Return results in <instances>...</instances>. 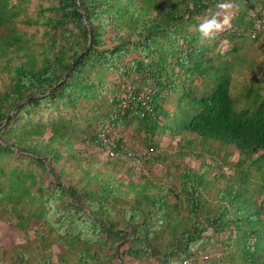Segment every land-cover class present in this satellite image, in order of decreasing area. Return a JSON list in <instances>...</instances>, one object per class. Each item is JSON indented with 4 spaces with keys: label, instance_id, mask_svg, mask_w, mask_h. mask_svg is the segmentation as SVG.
Returning a JSON list of instances; mask_svg holds the SVG:
<instances>
[{
    "label": "trees",
    "instance_id": "1",
    "mask_svg": "<svg viewBox=\"0 0 264 264\" xmlns=\"http://www.w3.org/2000/svg\"><path fill=\"white\" fill-rule=\"evenodd\" d=\"M48 1L44 6L38 0L31 17L30 0H0V75L8 77L0 88V124L6 119L0 126V209L15 216L24 232L32 220L47 231L20 245L9 264H54L51 243L64 249L57 264H72L70 258L75 264H106L110 256L117 261V252L102 255L117 244L141 264H177L184 257L211 264L205 250L212 243L227 252L220 264H264V197L258 196L264 194V93L244 84L233 96L232 64L215 52L214 36L198 31L218 13V3L230 2L235 33L225 36L249 38L246 30L264 0ZM19 25L42 28L36 47ZM113 74L117 79L110 81ZM134 75L149 83L138 85ZM244 91L247 102L237 108ZM97 99L103 106L98 124L87 141L80 140L86 148L91 141L105 161L77 150L78 136L68 132L77 126L81 105ZM70 107L74 113L67 118L63 110ZM106 123L115 130L134 125L151 155L155 137L165 133L191 132L231 145L238 159L221 161L234 173L210 176L213 161L201 160L196 170L171 161L162 182L163 176L145 172L149 156L141 158L140 169L128 165L133 145L126 137L115 141V155H107L97 138ZM20 157L35 166L24 167ZM122 166L126 183L115 175ZM213 186L214 203L204 197ZM222 233L226 239L215 238ZM29 248L36 257L29 258Z\"/></svg>",
    "mask_w": 264,
    "mask_h": 264
},
{
    "label": "rangeland",
    "instance_id": "2",
    "mask_svg": "<svg viewBox=\"0 0 264 264\" xmlns=\"http://www.w3.org/2000/svg\"><path fill=\"white\" fill-rule=\"evenodd\" d=\"M15 1V0H14ZM38 0H30V3L27 5L26 13L31 17L37 16V2ZM41 4L44 6L49 4L48 0H41ZM47 14V12H45ZM225 11L220 9L218 13L214 16L218 20H222L223 16L225 15ZM228 15L231 17L233 16L232 10H228ZM212 19V18H211ZM203 22V21H202ZM201 22V23H202ZM19 27L26 28L28 34H32V44L36 47V42L42 39L41 27H25L24 25H19ZM227 28V27H226ZM223 33L216 32L214 36V40L216 42L215 52H220L223 58L229 59L230 63L232 64L231 68V92L233 96L238 94L239 90L241 89L242 85L246 84L248 86L254 85L255 87L260 88V93H264V34L260 35L259 40L250 41L248 38H237L235 36H231V32L227 33V37L225 35L221 36ZM236 53H230L233 48H236ZM251 75L255 76V81H251ZM117 75L110 76L108 79L110 81H115ZM134 80L138 81V85L142 82V85L149 83L148 81L141 79L140 76L134 75L132 77ZM8 81V77L5 74L0 75V88H4V83ZM252 82V83H251ZM123 84V81L120 82V85ZM196 84L198 85L199 89H203L204 85L200 79H196ZM122 87V85H121ZM105 94L102 95L104 97ZM245 97V91L239 96L237 101V108H241L247 101ZM100 99H97L95 102L89 104L85 103L81 105L83 108L79 109L81 114L80 117H75L74 123L77 125L74 128H70L68 126V132L70 134H74L78 136L76 142H74V146L77 150H87L91 152L96 158L105 161V155L100 151L98 147H95L94 144L89 141V146L91 148H86V144L82 143L80 137L84 138L87 141L90 138V134L94 131L96 125L98 124V115L99 112L103 111L102 104H99ZM96 105V107H95ZM91 106L94 107L91 109ZM15 110L12 111L14 113ZM66 114L67 118L72 116L74 110L70 109L68 111L63 110ZM40 110L36 108V112L32 113V117L34 120L39 118ZM49 112L42 116V119H48ZM82 130H86V132H81ZM123 137H126V140L129 141L133 146L140 145L141 147L146 146V142L144 139L143 134L136 130L134 125L126 126V128H122ZM160 136L159 139L155 138V143L157 147V151L154 152L153 155L149 156L145 163L144 170L148 173L150 177H164L165 173V165L171 163V161L180 162L182 165H186L194 170L199 167V162L204 160L207 163L213 161L214 166L210 169L209 175L213 176L214 173H225V174H233L234 171L232 167H228L227 163L222 162L223 159L228 160V155H222L223 151L226 150L227 152L231 153V149H228L227 146H220L221 144L217 141L212 142H205L202 138L197 136L191 132H183L180 135H169L167 133ZM137 143V144H136ZM17 146H14L15 153L13 156H18L20 153L16 150ZM208 150H210L208 152ZM186 151V152H185ZM190 151V153L188 152ZM18 153V154H17ZM186 153V154H184ZM160 155V156H158ZM158 156V160L155 158ZM222 156V157H221ZM222 160V161H221ZM20 161L24 162L25 165L28 167L35 166L33 164H25L28 159L26 157H20ZM231 161V160H228ZM11 162V160H10ZM17 162V161H13ZM180 170V169H179ZM252 173H255L252 171ZM116 177L120 178L124 183L129 180V177L125 173V166L120 167V171L118 174H115ZM46 174L43 173V177ZM46 180V177H44ZM166 178L164 177V180ZM224 180L216 181V186H222ZM213 186L211 189L208 190V193L204 195L205 198L209 199L212 203L216 201V194ZM261 198L264 197V194L258 195ZM259 197V198H260ZM17 222V218L13 216L10 212L6 211L5 209H0V264L6 263L9 264L11 261L14 260L17 251L19 250L20 245H27V240H32L35 238V232H41L43 234H47V231L41 225L39 220H32L29 224V230L24 232L16 227L15 223ZM227 235V234H225ZM223 233L220 235L215 236L218 238L226 239L227 237ZM29 247V246H28ZM50 248L52 249V262L57 264V254L64 249L59 247L56 243H51ZM126 245L120 246L117 244L114 249H104L102 255H111L114 252H117V257L119 260L115 261L110 256V258H104L106 260V264H141L135 259H132L128 256L126 251ZM208 258L211 260V264H220L221 259L225 257V253H227L220 244L212 243L208 246L205 250ZM36 252L29 248V258L32 259L36 257ZM72 264L75 262L71 258L69 259ZM204 262V261H203ZM202 261H199L198 264H202Z\"/></svg>",
    "mask_w": 264,
    "mask_h": 264
},
{
    "label": "built area",
    "instance_id": "3",
    "mask_svg": "<svg viewBox=\"0 0 264 264\" xmlns=\"http://www.w3.org/2000/svg\"><path fill=\"white\" fill-rule=\"evenodd\" d=\"M259 13V15H257ZM257 13L254 14V23L251 29L247 30V33L251 38H255L257 33L264 32V6L262 8L257 9ZM143 95L137 96L136 99H141ZM146 109L151 110V105L149 102H143ZM125 102L122 101L121 107H125ZM120 137H123L122 129H113L111 125L106 123L103 126L97 128V138L102 146V149L106 151L107 155L113 156L115 152L113 151V147L116 146L115 141H117ZM130 143V142H129ZM112 147V148H111ZM153 150L149 147H141L137 145L133 146V149H129L127 155L129 157L128 165L136 166V168H142L141 158L143 156H150ZM139 166V167H138ZM193 260V257H184L178 260L177 264H190Z\"/></svg>",
    "mask_w": 264,
    "mask_h": 264
},
{
    "label": "clouds",
    "instance_id": "4",
    "mask_svg": "<svg viewBox=\"0 0 264 264\" xmlns=\"http://www.w3.org/2000/svg\"><path fill=\"white\" fill-rule=\"evenodd\" d=\"M217 8L222 9L225 11V15L223 16L222 20H218L216 17H213L212 19H206L204 20L198 27V31L202 34V36L204 38H210L212 37L216 32H223L225 33L226 31H232V27H231V19L232 17L230 15L227 14L228 10L232 9L234 7V5L230 2H223V3H218L216 5ZM217 14V13H216ZM227 27V28H226ZM248 30V29H247ZM246 30V33H247ZM233 33H235V31H232ZM262 32H259L257 34H260ZM222 34V33H221ZM248 34V33H247ZM264 34V32L262 33ZM225 35V34H224ZM249 35V34H248ZM257 36V35H256ZM256 38V37H255ZM255 38H251L249 35L248 39H255ZM229 60V59H227ZM151 105V103H150ZM159 123V122H158ZM160 124V123H159ZM143 134V133H142ZM160 136H156L155 138L159 139ZM137 144V143H136ZM231 146V145H228ZM148 147V146H145ZM233 147V146H232ZM151 148V147H149ZM234 148V147H233ZM235 149V148H234ZM236 150V149H235ZM228 161V160H227Z\"/></svg>",
    "mask_w": 264,
    "mask_h": 264
},
{
    "label": "crops",
    "instance_id": "5",
    "mask_svg": "<svg viewBox=\"0 0 264 264\" xmlns=\"http://www.w3.org/2000/svg\"><path fill=\"white\" fill-rule=\"evenodd\" d=\"M228 149H231V153L227 152L226 150L223 151L222 155H228V160H237L239 157V153L235 150L232 146H227Z\"/></svg>",
    "mask_w": 264,
    "mask_h": 264
},
{
    "label": "water",
    "instance_id": "6",
    "mask_svg": "<svg viewBox=\"0 0 264 264\" xmlns=\"http://www.w3.org/2000/svg\"><path fill=\"white\" fill-rule=\"evenodd\" d=\"M76 3L77 4H79V0H76ZM86 21V20H85ZM90 39H91V30H89V42H88V44H87V47L85 48V50H87L88 48H89V45H90ZM84 50V51H85ZM82 54V53H81ZM80 54V55H81ZM66 75V74H65ZM16 108H17V105L15 106V108H14V110H16ZM6 121V119L0 124V126L4 123Z\"/></svg>",
    "mask_w": 264,
    "mask_h": 264
}]
</instances>
